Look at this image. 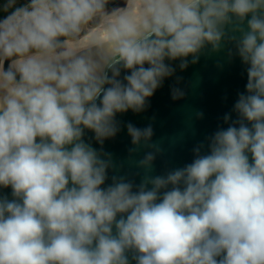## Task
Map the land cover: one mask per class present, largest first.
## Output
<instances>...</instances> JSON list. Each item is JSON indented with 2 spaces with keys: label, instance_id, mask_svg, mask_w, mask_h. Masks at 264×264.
I'll return each mask as SVG.
<instances>
[{
  "label": "clouds",
  "instance_id": "clouds-1",
  "mask_svg": "<svg viewBox=\"0 0 264 264\" xmlns=\"http://www.w3.org/2000/svg\"><path fill=\"white\" fill-rule=\"evenodd\" d=\"M109 2L30 0L0 20V187L13 197H0V264H264V0ZM225 40L248 65L238 119L157 176L152 126L128 123L152 149L145 175L136 191L116 176L102 188L114 165L85 129L103 145L117 113L143 111L174 74L166 60L186 69Z\"/></svg>",
  "mask_w": 264,
  "mask_h": 264
},
{
  "label": "water",
  "instance_id": "water-1",
  "mask_svg": "<svg viewBox=\"0 0 264 264\" xmlns=\"http://www.w3.org/2000/svg\"><path fill=\"white\" fill-rule=\"evenodd\" d=\"M124 1L110 0L107 9L111 10ZM247 19H250V16L245 20L243 25L245 28ZM236 35L238 36L239 33ZM185 59L189 64L183 70L179 67L180 59L165 61L175 69L174 74L166 77L162 86L147 99V106L143 111L128 110L125 113H117L115 119L119 123L120 130L114 137L106 139L103 145L95 140L93 132L85 129L84 141L98 152L102 150L103 153L110 154L114 165L107 170V179L102 188L111 185L112 177L116 176L125 177L132 182L133 191H136L135 186L141 183L145 175V170L138 167L136 162L152 149L145 147L143 141L139 146L132 144L126 127L128 123L141 129L148 125L152 126L154 134L149 143H158L163 151L156 154L152 170L148 174L157 176L166 175L169 171L191 164L196 158L193 149L199 145H203L200 154H208L211 137L217 131L227 129L232 121L238 119L234 105L239 94H246L248 65H245L237 54L235 44L227 40L222 41L221 49L217 52H213L211 45H207L199 54V60L195 64L191 63V56ZM7 62L9 61H5ZM127 74L130 72L122 70L120 79L122 80ZM177 77L181 79L177 81ZM174 87L181 89L185 95L173 100ZM197 113H203L202 118L197 117ZM226 114L231 117L228 123L224 121ZM134 147L138 150L130 152L129 150ZM102 158L106 157L102 156ZM249 160L251 162V154ZM148 187L151 188V185ZM3 196L13 199L12 189L0 187V197ZM119 218L118 215L117 219ZM132 255L128 253L130 264H135L131 259Z\"/></svg>",
  "mask_w": 264,
  "mask_h": 264
},
{
  "label": "flooded vegetation",
  "instance_id": "flooded-vegetation-1",
  "mask_svg": "<svg viewBox=\"0 0 264 264\" xmlns=\"http://www.w3.org/2000/svg\"><path fill=\"white\" fill-rule=\"evenodd\" d=\"M29 2H30V0H15V4L13 5V7L12 8H8L7 10H5V5L8 3V0H0V10H4L5 12H7V14L4 16V18H5L16 7L24 6V5L28 4Z\"/></svg>",
  "mask_w": 264,
  "mask_h": 264
},
{
  "label": "trees",
  "instance_id": "trees-1",
  "mask_svg": "<svg viewBox=\"0 0 264 264\" xmlns=\"http://www.w3.org/2000/svg\"><path fill=\"white\" fill-rule=\"evenodd\" d=\"M7 14L4 10H0V20L4 18V16Z\"/></svg>",
  "mask_w": 264,
  "mask_h": 264
},
{
  "label": "bare ground",
  "instance_id": "bare-ground-1",
  "mask_svg": "<svg viewBox=\"0 0 264 264\" xmlns=\"http://www.w3.org/2000/svg\"><path fill=\"white\" fill-rule=\"evenodd\" d=\"M125 6V1L121 4V5H118L117 7H124ZM116 8V7H115ZM112 10V9H111ZM110 11V10H109ZM8 63H5V69H7V66H8Z\"/></svg>",
  "mask_w": 264,
  "mask_h": 264
}]
</instances>
